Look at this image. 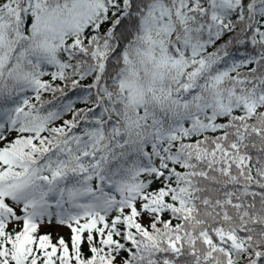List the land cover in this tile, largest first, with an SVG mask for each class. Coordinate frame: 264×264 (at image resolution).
Here are the masks:
<instances>
[{
    "label": "snow or ice",
    "instance_id": "6c2138e0",
    "mask_svg": "<svg viewBox=\"0 0 264 264\" xmlns=\"http://www.w3.org/2000/svg\"><path fill=\"white\" fill-rule=\"evenodd\" d=\"M0 264H264V0H0Z\"/></svg>",
    "mask_w": 264,
    "mask_h": 264
}]
</instances>
